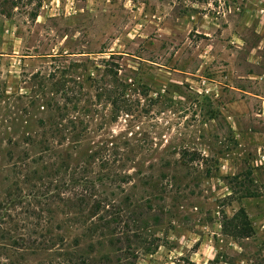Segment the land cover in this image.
Masks as SVG:
<instances>
[{
	"label": "rangeland",
	"instance_id": "1",
	"mask_svg": "<svg viewBox=\"0 0 264 264\" xmlns=\"http://www.w3.org/2000/svg\"><path fill=\"white\" fill-rule=\"evenodd\" d=\"M263 19L264 0H0V264H60L61 249L114 259L111 237L123 264L132 252L135 264H264ZM101 87L112 101H97ZM48 115L89 122L78 146L53 142L72 168L113 144L104 170L61 174L53 202L29 173ZM101 192L125 200L105 235L84 222L90 204L76 207ZM240 210L254 235L233 241L221 221Z\"/></svg>",
	"mask_w": 264,
	"mask_h": 264
},
{
	"label": "trees",
	"instance_id": "2",
	"mask_svg": "<svg viewBox=\"0 0 264 264\" xmlns=\"http://www.w3.org/2000/svg\"><path fill=\"white\" fill-rule=\"evenodd\" d=\"M100 91L104 93H102V95L98 94L97 96H95L97 101L101 99L100 96H103L107 101L113 100V92L111 88L104 89L103 87H101ZM64 117L66 118V120H64ZM85 119L86 117L83 118L78 116L77 117L71 116L68 118L67 115H63L61 117L48 115L43 121H41L39 125L41 126V130L43 131L42 137H45V139L40 142H36L35 140L30 139L32 145L41 144L40 149L36 155L37 159H32L30 163L33 164L32 166H34V164L44 163V167L37 171V170H33L31 168L32 166H30L29 173H31V175L36 179V181L38 182L43 181L42 184L43 185L45 184L47 187H49L46 195L45 196L43 195L49 202H53L55 200L61 201L60 198L62 195V190L64 188V185H62L63 178L61 180L59 179L61 174L64 173L63 174L64 176L69 169L70 170L73 169L72 175H74L76 173V170L78 171L79 169L85 172V167L87 166L90 169V167L94 164L95 160L100 161L101 163L100 165L102 166L101 170H104V167L108 165V162L111 159V157L107 155V152L112 150L113 147L112 143H110L111 148L110 147L108 148V146H106L103 148H99V150L94 149L93 152H91L90 154L84 157L83 162L77 163V165L75 167L73 166V168L68 166L67 160L62 159L61 155L56 152V147H53L54 141L55 143L57 142V144H61L65 142L69 137V140H71V143L74 144L75 146H78L81 143L80 140H81L82 132L87 131V128H89L88 125L89 122H86ZM50 139H52V141H50ZM28 165L29 163L27 162L25 167H27ZM41 174H43L44 176ZM95 177H97L96 178L97 182H103L109 180L108 183L111 186L112 184L114 185L128 184L129 181L131 180V177H129L128 175H121L118 173L105 174L102 171L98 172L97 174H94L93 178ZM78 181L79 180H77L76 183ZM103 194L104 193L101 192L100 195L99 194L90 195L92 196L91 199H87V200L86 197H83L81 198V200L77 201V206H76L77 208L79 207L80 209H84L90 204V207H88L89 211L87 215L84 217L85 218L84 222L91 221L90 226H94L95 224H98L99 226L97 227V229L100 228L101 235H105L104 232L105 231L107 232L109 230L110 224H112L115 220L118 219L115 218V214L118 215L117 211L119 210V208L125 205V200L115 201V199H113L114 197L113 195L103 196ZM13 202L14 200L11 199L10 204H13ZM135 206L136 203L133 204V208ZM146 206H147L146 210L152 209L149 202H146ZM138 207L140 208V206ZM130 213H131L132 221L139 229H142L141 228L143 222L142 217L145 216V214L137 216L131 211ZM97 229H93V232L96 231ZM221 233H223V235H225L226 237L231 238L233 241H242L251 238L254 235V230L251 224L249 223L245 213L242 210H240L232 217H227L226 215H223L221 221ZM47 235H49L48 231H47ZM101 235H97V236L102 238ZM110 236L113 235L110 234ZM107 237H109V235H107ZM58 239L59 238H56V242L58 241ZM140 239L141 238L138 235H135L133 237V240H140ZM7 240L10 243V239L7 237V234H4L0 237V242H6ZM124 240L127 242V244L130 247L132 246V240L130 238L126 237L124 238ZM108 243L111 247L114 246L115 248L113 251V253L115 254L114 259L110 258L108 255H104L100 257L99 260L92 258L88 254L74 256L73 254L64 251V249H61V251L59 252V256L63 261H61L60 264H123L125 259L121 257V254L124 253V251L121 248V246L120 247L118 246L119 244L120 245L122 244L120 240L118 241L117 239L115 240L114 237L113 238L111 237ZM98 244L100 243L98 242L97 245ZM31 245L25 241H21L20 243L11 241L10 247L13 249H22V247L34 246ZM154 246L152 244L146 246V242H143L142 243L143 252L149 256L154 255L159 248L158 246L155 247ZM138 254L139 253L134 255V252H132L131 254L132 261H127L126 264H135V261L138 259L137 258Z\"/></svg>",
	"mask_w": 264,
	"mask_h": 264
},
{
	"label": "crops",
	"instance_id": "3",
	"mask_svg": "<svg viewBox=\"0 0 264 264\" xmlns=\"http://www.w3.org/2000/svg\"><path fill=\"white\" fill-rule=\"evenodd\" d=\"M264 20V19H263ZM263 41H261V43H262ZM264 43V42H263ZM4 50H3V48H2V45H1V49H0V57H3V56H5V55H3L4 53ZM251 77H258V76H255V75H250ZM262 79H264V75L262 76Z\"/></svg>",
	"mask_w": 264,
	"mask_h": 264
}]
</instances>
